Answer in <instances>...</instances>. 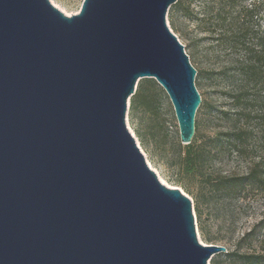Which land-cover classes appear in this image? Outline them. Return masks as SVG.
Listing matches in <instances>:
<instances>
[{"label": "water", "instance_id": "95a60500", "mask_svg": "<svg viewBox=\"0 0 264 264\" xmlns=\"http://www.w3.org/2000/svg\"><path fill=\"white\" fill-rule=\"evenodd\" d=\"M177 0H0V264H211L193 199L162 182L129 122L144 78L183 145L202 95L168 22Z\"/></svg>", "mask_w": 264, "mask_h": 264}, {"label": "trees", "instance_id": "16d2710c", "mask_svg": "<svg viewBox=\"0 0 264 264\" xmlns=\"http://www.w3.org/2000/svg\"><path fill=\"white\" fill-rule=\"evenodd\" d=\"M178 14L193 34H205L192 41L206 66L199 70L191 62L211 98L202 100L194 139L181 144L178 176L168 182L195 198L203 231L206 209L221 216L234 204L232 209L241 211L252 197L264 199V0H177L169 14L176 30ZM154 105L141 80L131 98L132 113ZM222 162L226 169L218 166ZM184 177L195 180L196 188ZM259 230H264V214L233 252L220 255L230 259L228 264H264L263 252L241 251V243Z\"/></svg>", "mask_w": 264, "mask_h": 264}, {"label": "rangeland", "instance_id": "374dc122", "mask_svg": "<svg viewBox=\"0 0 264 264\" xmlns=\"http://www.w3.org/2000/svg\"><path fill=\"white\" fill-rule=\"evenodd\" d=\"M54 1L71 14H74L80 11L84 0ZM171 8L168 13L170 27L185 45L186 52L190 56L191 61L194 62L195 67L199 70L204 69L206 65L200 54V47L194 45L192 38L195 35L201 37L205 34H193L182 14L177 15V30L174 29L169 15ZM142 81H144L146 94L154 100L155 105L152 110L147 111L143 107H140L133 113L130 106L128 114L129 122L148 159L168 182L169 178L178 176V167L175 165V160L177 155L182 152L179 123L174 106L167 92L160 84L155 79L150 80V78H144ZM196 83L203 97L202 99H210L211 96L208 95L206 83L203 84V86L200 85L199 82H197V77ZM201 112V108H199L196 120L201 117ZM138 132L144 138L143 141L142 138L138 136ZM225 165V162L218 163V166H224V169H226ZM180 176L181 175H179V177ZM184 181L193 189L196 188L195 180L184 177ZM182 189L184 190V188ZM188 195L193 199L195 207V198L190 194ZM232 208H235V204L232 205L227 212H223L221 216H215L213 213L210 214L206 209L203 215L204 230L202 231L195 207L201 240L204 243H224L222 245L226 246L229 252H233L240 239L263 217L264 199L252 197V199L247 200L246 204L240 208L241 211ZM208 237L212 238L213 241H207L206 238ZM241 247L242 252L256 250L264 253V230L257 231L251 239L242 242ZM229 261L230 259L228 257L220 254H216L209 259L211 264H228Z\"/></svg>", "mask_w": 264, "mask_h": 264}, {"label": "bare ground", "instance_id": "6f19581e", "mask_svg": "<svg viewBox=\"0 0 264 264\" xmlns=\"http://www.w3.org/2000/svg\"><path fill=\"white\" fill-rule=\"evenodd\" d=\"M58 7H60L67 15H71V13L69 12V11H67L66 9H64L62 6H60L58 3H56L54 0H52ZM130 127H131V129H132V131H133V133L135 134V132H134V130H133V128H132V126L130 125ZM135 136H136V134H135ZM136 138H137V136H136ZM137 140H138V138H137ZM139 141V140H138ZM147 156V155H146ZM150 161V160H149ZM150 163H151V161H150ZM152 164V163H151ZM153 166V165H152ZM153 168H154V170L158 173V175H159V177H160V179L162 180V182H165V183H168L163 177H162V175L160 174V172L158 171V169H156L154 166H153ZM168 184H170V183H168ZM171 185V184H170Z\"/></svg>", "mask_w": 264, "mask_h": 264}, {"label": "clouds", "instance_id": "9594fccd", "mask_svg": "<svg viewBox=\"0 0 264 264\" xmlns=\"http://www.w3.org/2000/svg\"><path fill=\"white\" fill-rule=\"evenodd\" d=\"M187 53V52H186Z\"/></svg>", "mask_w": 264, "mask_h": 264}]
</instances>
